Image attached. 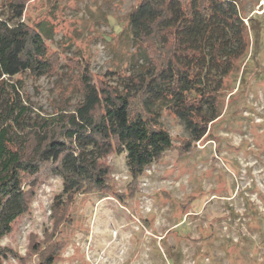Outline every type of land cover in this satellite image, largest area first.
Listing matches in <instances>:
<instances>
[{
	"label": "rangeland",
	"instance_id": "1",
	"mask_svg": "<svg viewBox=\"0 0 264 264\" xmlns=\"http://www.w3.org/2000/svg\"><path fill=\"white\" fill-rule=\"evenodd\" d=\"M236 1L249 53L225 78L205 136L184 149L182 124L161 111L172 148L137 182L126 154H111L109 192L77 195L64 220L52 209L61 179L40 175L27 212L0 240L1 264H41L51 250L52 264H264V0ZM10 2L0 0V19L12 24ZM22 2L21 21L50 29L44 42L55 66L45 76L0 78V128L10 123L20 134L23 123L72 112L83 73L96 88H117L120 76L142 70L128 27L138 0ZM11 86L28 109L23 123L6 119L1 87L14 95Z\"/></svg>",
	"mask_w": 264,
	"mask_h": 264
},
{
	"label": "trees",
	"instance_id": "2",
	"mask_svg": "<svg viewBox=\"0 0 264 264\" xmlns=\"http://www.w3.org/2000/svg\"><path fill=\"white\" fill-rule=\"evenodd\" d=\"M9 5L15 22L0 19V78L50 74L55 62L44 42L50 29L43 22L21 21L22 0ZM128 27L144 57L142 70L120 76L117 88H96L83 73L81 99L72 112L60 110L23 123L28 109L18 104L12 86L14 95L1 87L9 95L6 119L16 114L13 122L23 127L20 134L10 123L0 128V240L27 212L40 175L61 179L62 193L52 209L60 211V219H68L63 213L77 195L109 192L108 156L125 153L137 182L172 148L171 136L160 123L161 111L182 124L188 136L184 149L202 139L219 117L224 80L250 47L236 0H138L128 15ZM53 251L40 257V263L52 264ZM6 254L0 247V264Z\"/></svg>",
	"mask_w": 264,
	"mask_h": 264
}]
</instances>
